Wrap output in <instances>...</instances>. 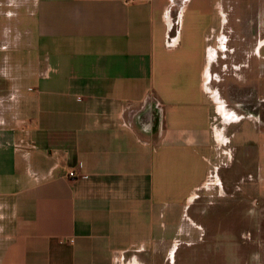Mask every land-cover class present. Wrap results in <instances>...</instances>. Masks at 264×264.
<instances>
[{
  "label": "crops",
  "instance_id": "crops-1",
  "mask_svg": "<svg viewBox=\"0 0 264 264\" xmlns=\"http://www.w3.org/2000/svg\"><path fill=\"white\" fill-rule=\"evenodd\" d=\"M11 1L9 15L23 16L17 23L26 27L25 44L18 39L13 50L28 56L8 74L10 88L0 82V96L3 116L26 123L0 124V264H160L181 248L199 251V260L211 240L235 254L236 230L217 226L221 212L204 205L206 184L225 187L222 165L236 166L229 201L238 192L258 200L264 228V101L245 114L203 83L211 48L251 83L264 32L256 47L231 35L235 49L218 54L228 37H209L195 22L182 43L183 14L203 0L185 3L177 19L170 0ZM221 14L213 32L229 26ZM13 88L19 93L9 99ZM224 118L237 124L224 136L228 163L218 141ZM79 162L87 179L69 177ZM227 206L223 214L237 222L241 211Z\"/></svg>",
  "mask_w": 264,
  "mask_h": 264
},
{
  "label": "rangeland",
  "instance_id": "rangeland-1",
  "mask_svg": "<svg viewBox=\"0 0 264 264\" xmlns=\"http://www.w3.org/2000/svg\"><path fill=\"white\" fill-rule=\"evenodd\" d=\"M172 1L171 9L168 11V15L174 17L175 19L178 18L181 7L184 6L185 3L189 2L190 0H170ZM211 5L208 6V4ZM203 0L202 2L205 4L202 9L195 11V5H192L190 8L186 9L183 14V21L185 28H184V39L183 44L187 46L191 42V38L189 35V31L186 30L189 28V25L193 22L198 23L200 30H205L208 33L209 37L215 33L224 35L228 37V41L222 42V47L225 46L226 50H219V41L214 40L212 42V47H218V54H221L224 51H228V49H235V42L234 40H230L231 35L234 36H241L248 38H252L254 45L256 47V37L259 36L257 39H261V33L264 32V0ZM11 0H0V82H3V90L10 88L11 81L8 79L6 80L9 73L13 72L16 73L17 64L22 59L24 60L25 57L27 58V53L25 50L20 52H14L13 48L17 40L19 39L20 42L25 44V39L22 41L21 36H26V27L25 25L18 26L17 20L22 19L23 16L17 15H9L10 11H15L14 5H12ZM217 3V4H216ZM215 4V5H214ZM213 6L217 8L214 9ZM220 7V8H219ZM19 12H21L19 10ZM220 12L222 21L227 20L229 26L222 25L221 31L213 32V29H218L221 25L220 20ZM224 24V23H223ZM221 32V33H220ZM188 39V40H187ZM242 42V47L244 50L247 47V42L243 40H239ZM198 41H195V45L197 46ZM211 45V44H210ZM195 46V47H196ZM221 47V48H222ZM224 48V49H225ZM201 49V48H200ZM244 52V51H243ZM229 54V53H228ZM264 54V48H263ZM212 58L210 67L205 70V74L203 76V83L204 87L207 89L208 94L214 97L216 100L219 98L223 101H226L230 107H232V103L239 102L242 108V111L246 114L247 112H254L261 109L260 106L261 102L264 101V57L261 58H254L252 61V65L250 68H253V75L252 81L249 84H244L243 78L245 74L241 71H231L229 70V59H227V64H221L223 61L226 60V57H221L217 59V56H213V50L210 49V59ZM231 59V58H230ZM237 64V62H234ZM244 64H249V60L246 59ZM239 65V64H237ZM247 66V65H246ZM225 69V70H224ZM236 73V74H235ZM19 76V75H17ZM242 78V79H241ZM251 80V79H250ZM253 83V84H252ZM1 91V90H0ZM27 92V89H24ZM33 91V90H32ZM17 89H11L8 91V98L15 99V95L18 94ZM4 97L0 96V124L3 126L11 127L13 124L16 128H20L25 125L26 119L23 117L14 116V114L10 115L8 118L3 116V102L7 99V95L5 100L3 101ZM19 101V98L13 102L16 104ZM229 114V112H227ZM17 114V112H16ZM240 114V113H239ZM242 114V112H241ZM18 115V114H17ZM251 115V114H250ZM264 116V110L262 112ZM228 117V116H227ZM232 122V123H231ZM229 124L225 122V118L223 119L222 127L225 131L219 135V149L221 152V157L225 159V163H228L229 160L232 159L233 154L231 153V140L229 138H224V136L231 134L230 126L237 125L236 121H231ZM249 121L246 120L243 122L244 125L248 126ZM231 126V127H232ZM226 127V129H225ZM224 132L226 134H224ZM237 135V139L241 138V133ZM236 166H229L222 165L220 169L217 171L219 174L222 175L225 184L223 190H219L215 184H206L208 187L207 193L209 192V197L206 196L205 198V206L208 210L213 211L215 209L218 213L221 212V215L218 218H212L215 222L218 221L217 226H221L227 230L232 229V231L236 230L237 237H235L234 243L239 245L240 248L235 250V254L229 252V250H217L216 246L218 242L211 240L210 245H215V247H210L209 243L207 249L205 251L200 250L202 256L199 260L197 256L199 255L198 252L194 253L192 249H179V251L175 254L176 258H167L161 259L160 264H260V254L262 251V245L264 244V228L258 225L257 213L261 208L259 206L258 200L256 204L252 201L251 197L244 196V193L238 192L236 196H234L231 201H229V194L233 192V186L230 185L231 175L230 172L235 171ZM217 173H212L217 177ZM208 182H215L214 176H211ZM219 181V179H218ZM227 199V200H226ZM230 207H236L238 213L241 211L238 221L241 224L239 226L238 221L232 218H226L225 209ZM232 205V206H231ZM260 207V208H259ZM220 211V212H219ZM248 212L249 216L254 218L252 222L251 218L244 217V213ZM218 215V214H217ZM242 220L244 221L243 224L241 223ZM247 220V221H246ZM221 221V222H219ZM250 221V223L248 222ZM257 222V223H256ZM219 224V225H218ZM212 232L216 231L215 228L211 229ZM211 234V235H210ZM208 236H213L212 233H209ZM210 241V239H209ZM202 248V245H200ZM219 248V246H217ZM231 247H234L231 245ZM193 255V256H192ZM192 256V257H191ZM257 256V257H256ZM188 257V259L186 258ZM192 258V260H190Z\"/></svg>",
  "mask_w": 264,
  "mask_h": 264
},
{
  "label": "built area",
  "instance_id": "built-area-1",
  "mask_svg": "<svg viewBox=\"0 0 264 264\" xmlns=\"http://www.w3.org/2000/svg\"><path fill=\"white\" fill-rule=\"evenodd\" d=\"M83 163L79 162L77 166L69 172V177L72 179L81 178L87 179L89 176L82 172Z\"/></svg>",
  "mask_w": 264,
  "mask_h": 264
},
{
  "label": "flooded vegetation",
  "instance_id": "flooded-vegetation-1",
  "mask_svg": "<svg viewBox=\"0 0 264 264\" xmlns=\"http://www.w3.org/2000/svg\"><path fill=\"white\" fill-rule=\"evenodd\" d=\"M246 213H248V212H246ZM249 218H250V216H249Z\"/></svg>",
  "mask_w": 264,
  "mask_h": 264
}]
</instances>
